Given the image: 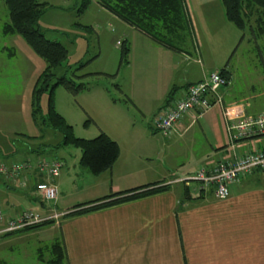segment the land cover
I'll return each mask as SVG.
<instances>
[{
    "label": "rangeland",
    "instance_id": "374dc122",
    "mask_svg": "<svg viewBox=\"0 0 264 264\" xmlns=\"http://www.w3.org/2000/svg\"><path fill=\"white\" fill-rule=\"evenodd\" d=\"M39 1L47 4L38 20L40 30L47 39L60 42L66 49L62 65L55 69L56 74L59 75L65 68L63 72L66 77L74 83L83 84L77 93L70 92L61 84L52 92L53 106L71 125L73 135L91 138L101 131H106L121 145L120 159H150L154 167L156 161L170 160L174 163L173 168L177 167V170H172L173 175L170 177L182 175L173 181V185L184 184V179H179L184 177L185 172L194 170L193 160L205 159V152L209 155L207 160L210 159V147L221 145V139H213L216 136L215 131H219L221 135L223 128L219 107L214 105L202 112V117L195 116L182 136L171 133L169 138L165 137L162 151L158 149L154 138L150 147L142 141L139 143L138 140L137 144L125 143L132 132L137 134L139 139V127L143 128L150 119L148 116H142L130 100V92L134 86L128 77H131V72L135 74L137 70L130 71L127 64L129 53L126 62L120 59L119 44L116 41L126 40L130 42L133 51L143 48L149 53L156 51V45L100 7L96 0H89L83 9H80L83 0ZM184 2L191 19L190 31L185 33L181 44L186 45L188 49V61L185 62H189L192 70L199 68L206 73L225 68L230 78L226 77L228 87L223 89L224 93L235 98L236 103L245 110L247 107L253 110L252 113L264 110V29L262 32L258 31L261 24L256 21L255 13L245 20V26L240 30L226 20L221 0ZM7 20L6 7L0 0V159L21 160L29 153L42 154L43 158L56 157L64 160L65 166L59 171V177L74 175V172L89 173L77 162L78 148L49 146L48 144L59 140V133L50 132L32 120L31 87L44 62L21 36L3 34L1 29ZM98 71L108 73H94ZM179 78L180 75L175 74L173 81L177 79L181 83ZM221 95L223 104L229 107V102L225 103L223 99V92ZM46 105L47 94L42 93L39 98L41 113L45 112ZM230 109L231 113L235 107ZM234 111L243 113L241 108L238 112ZM115 131H118L116 134L119 137H114L117 136ZM25 135L31 137L27 138ZM124 137L125 141L122 140ZM258 142V138H251L245 141V145L249 146V150H253L252 146ZM42 143L46 146H42ZM30 148L38 150L30 151ZM84 180L86 179L83 176H79L72 184L69 189L72 200L77 196L82 198L78 201L84 200L85 195L81 193L88 184H82ZM3 181L0 177L1 191H4ZM16 186H12V193L4 191L3 194L5 193L8 203L14 205V209L18 211L20 207L29 206L27 199H23L21 194L22 191L28 192V189H18ZM55 189L53 199L44 201L38 196L34 199L36 209L41 214H54L58 190L61 195L68 193L66 184L55 183ZM3 198L4 196L0 195V205L4 208L5 201H1ZM69 209H59L63 210L64 214L47 219L50 222L39 228L22 232L20 229L19 232H10L13 234L1 235L0 264H67L66 257L59 260V257L55 256L58 251H51V245L55 241L60 243L58 232L65 219L81 215H65ZM48 260L54 263H48Z\"/></svg>",
    "mask_w": 264,
    "mask_h": 264
},
{
    "label": "crops",
    "instance_id": "0c3cea01",
    "mask_svg": "<svg viewBox=\"0 0 264 264\" xmlns=\"http://www.w3.org/2000/svg\"><path fill=\"white\" fill-rule=\"evenodd\" d=\"M140 34L156 45V51L149 53L143 48L133 51L130 42L125 40L130 44L127 64L130 71L137 70L128 77L134 86L130 92V100L139 113L148 116L150 121L143 128L139 127V139L132 132L128 141H125V137L122 140L132 144L142 141L150 147L154 142L150 129L152 120L163 107L166 97L172 92L169 100L177 98L187 83L202 79L211 70L207 73L199 68L192 70L189 62H185L188 57L186 45H182L180 51H175L154 43L142 32ZM193 52L196 53L195 48ZM94 73L107 75L108 72ZM175 74L180 75L181 83L177 79L173 81ZM227 87L228 85L221 89L225 103L229 102L231 107L239 111L241 108L244 114H253V110L247 107V112L236 103L235 98L224 93L223 89ZM219 113L223 122L221 111ZM193 118L195 114L192 112L183 116L177 121L179 124L176 122L173 125L171 133L182 136L192 124ZM223 128L222 133H225ZM116 132L118 131L115 134ZM215 132L213 139H221V145L210 147V159L207 160L209 155L205 152V159L193 160L194 170L185 172L183 176L193 173L199 167H208L220 158L231 157L232 149L227 144L226 135ZM105 133L118 144L117 158L108 169L99 174L91 175L87 170L89 173L74 172V175L59 177V173L54 179L55 183L66 184L68 193L67 196L61 195L58 190L54 205L56 210L68 209L81 202L152 182L168 184V188L65 219L58 233L67 264H264V172L246 173L229 186L226 198L216 199L210 189L198 188L196 181L173 185L182 175L170 177L173 175L172 170H177L170 160L156 161L154 167L150 159H120L121 145L109 133ZM116 135L114 137H119ZM252 138L259 139L252 149L264 146V136ZM165 139L164 137L163 147ZM247 140L236 142V153L249 150V146L245 145ZM32 154L29 153L25 158L36 160V157H42V154ZM59 160L63 168L65 162L63 159ZM79 176L86 179L82 184L88 183L81 193L85 198L80 201L78 200L82 198L78 196L72 200L69 190ZM9 187L5 184L3 190L12 193V188ZM4 191L0 190V195L4 196L1 200L5 201L4 209L7 213L10 211V214H14L15 206L8 203ZM21 194L29 205L32 199L36 200V195L30 188L28 192L22 191ZM66 198L70 200L66 201Z\"/></svg>",
    "mask_w": 264,
    "mask_h": 264
},
{
    "label": "trees",
    "instance_id": "16d2710c",
    "mask_svg": "<svg viewBox=\"0 0 264 264\" xmlns=\"http://www.w3.org/2000/svg\"><path fill=\"white\" fill-rule=\"evenodd\" d=\"M2 1L6 7L8 18L1 29L3 34H17L21 36L30 49L44 62L43 68L31 87L30 115L32 120L35 124L43 125L50 132L59 133V140L54 144H48L49 146L53 148L61 146L78 148V164L87 169L91 174H99L108 169L119 154L117 142L103 131L91 138L74 136L71 125L64 120L53 106L52 92L57 85L61 84L70 92L77 93L83 84L81 82L74 83L73 80L66 77L65 72H63L65 68L62 73L59 75L56 74L55 69L62 65L66 55V49L60 42L47 39L39 28L38 20L47 4L39 0ZM88 3L89 0H83L80 9H83ZM96 3L126 25L146 34L154 43L171 50L180 51L185 33L190 31L191 22L184 0H96ZM221 3L226 20L236 28L242 30L245 26V20L255 13L256 21L261 24L258 27V31H263L264 0H221ZM117 43L119 44L120 59L126 62L129 45L124 40ZM217 71L229 79L227 71L224 68ZM42 93L47 94V105L44 113H41L39 107V98ZM171 95L172 92L166 97L165 103L169 101ZM150 129L152 134L157 132L152 127ZM25 136L27 138L31 137L28 135ZM41 145L46 146L45 143ZM37 150V148H30V151ZM250 172L262 171L256 168ZM34 179L32 188H34L37 181H41V177ZM167 186L168 184L152 182L120 192H113L93 200L75 204L69 211L65 212V215L84 214L107 208L115 204L162 191L168 188ZM9 188L11 189L12 187ZM49 222V220H44L26 226L20 231L36 229ZM9 234L13 233H7L3 236ZM54 250L58 251L55 256L59 257V260L61 257H65V251L61 241L60 243H56V241L52 243L51 251ZM55 256L54 258L56 260ZM47 262L51 263L52 261L48 260Z\"/></svg>",
    "mask_w": 264,
    "mask_h": 264
},
{
    "label": "built area",
    "instance_id": "2783aa9c",
    "mask_svg": "<svg viewBox=\"0 0 264 264\" xmlns=\"http://www.w3.org/2000/svg\"><path fill=\"white\" fill-rule=\"evenodd\" d=\"M226 85V77L217 70H212L202 79L186 84L181 94L169 100L152 120V128L164 138L169 136L173 125L188 113L192 112L197 116L214 105L220 108L227 144L232 149L231 157L220 158L212 165L199 167L179 179H184L185 182L196 181L198 188L210 189L216 199L226 198L229 186L252 169L259 168L264 172V146L240 154L234 150L237 141L264 135V110L244 114L236 113L234 109L230 113L232 107L223 104L221 95V87ZM61 166V160L55 158L0 159V177L4 179L6 186L17 185L18 189H29L34 178L41 177V181H37L34 188H31L41 200L48 201L55 198L53 179L58 176ZM35 205L32 199L27 208L20 207L14 214L7 213L0 205V236L64 213L56 210L53 215L41 214Z\"/></svg>",
    "mask_w": 264,
    "mask_h": 264
},
{
    "label": "water",
    "instance_id": "95a60500",
    "mask_svg": "<svg viewBox=\"0 0 264 264\" xmlns=\"http://www.w3.org/2000/svg\"><path fill=\"white\" fill-rule=\"evenodd\" d=\"M153 138L157 142L158 149L162 151V149H163V137L161 136V134L159 132H155L153 134Z\"/></svg>",
    "mask_w": 264,
    "mask_h": 264
}]
</instances>
